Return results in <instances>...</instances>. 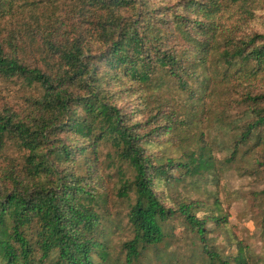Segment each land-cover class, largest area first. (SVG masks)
<instances>
[{
	"label": "trees",
	"instance_id": "1",
	"mask_svg": "<svg viewBox=\"0 0 264 264\" xmlns=\"http://www.w3.org/2000/svg\"><path fill=\"white\" fill-rule=\"evenodd\" d=\"M229 170L264 181V0H0V264H264L212 237Z\"/></svg>",
	"mask_w": 264,
	"mask_h": 264
},
{
	"label": "rangeland",
	"instance_id": "2",
	"mask_svg": "<svg viewBox=\"0 0 264 264\" xmlns=\"http://www.w3.org/2000/svg\"><path fill=\"white\" fill-rule=\"evenodd\" d=\"M263 187L264 181L241 177L232 170L224 173L218 197L228 213V222L215 231L212 237L226 254H236L242 246L243 252L251 254L253 258L261 256L264 240L260 232V217L253 208L256 200L252 192H258Z\"/></svg>",
	"mask_w": 264,
	"mask_h": 264
}]
</instances>
